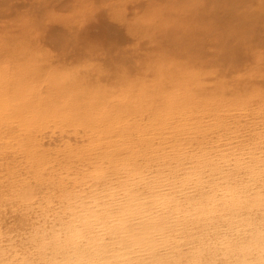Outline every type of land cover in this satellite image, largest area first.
<instances>
[{"label":"bare ground","instance_id":"obj_1","mask_svg":"<svg viewBox=\"0 0 264 264\" xmlns=\"http://www.w3.org/2000/svg\"><path fill=\"white\" fill-rule=\"evenodd\" d=\"M211 15L218 18L214 11ZM237 16L249 29L241 33L235 55L251 49V6L248 16ZM153 18H143V24L155 31L145 29L146 36L157 49L162 38L168 39L178 53L171 58L158 49L136 62L134 77L130 68L123 69L116 71L113 81L94 78L109 72L91 64L43 70L32 64L30 49L22 50V39L16 46L20 34L0 35V221L5 219L3 208L9 201L18 203V195L33 188L31 180L37 175H56L62 192L103 190L130 176L244 177L264 157V129L251 128L253 112V119L264 118V94L251 87V72H238L230 63L231 72L222 74L216 66H196L193 55L183 61L188 52L181 46L197 30L176 29L166 36L174 24ZM202 31L211 32L203 27ZM150 58L154 59L149 62ZM253 101L261 102L263 109L253 108ZM26 204L34 208L31 200ZM47 204L44 196L39 208ZM31 210L22 212L16 224L5 226L16 234L38 215ZM12 214L15 219L17 212ZM2 226L0 234L14 235Z\"/></svg>","mask_w":264,"mask_h":264},{"label":"clouds","instance_id":"obj_2","mask_svg":"<svg viewBox=\"0 0 264 264\" xmlns=\"http://www.w3.org/2000/svg\"><path fill=\"white\" fill-rule=\"evenodd\" d=\"M0 264H264V157L244 177L69 188L0 234Z\"/></svg>","mask_w":264,"mask_h":264},{"label":"rangeland","instance_id":"obj_3","mask_svg":"<svg viewBox=\"0 0 264 264\" xmlns=\"http://www.w3.org/2000/svg\"><path fill=\"white\" fill-rule=\"evenodd\" d=\"M250 6L251 49L238 50L240 53L235 55L233 50L238 47L241 33L249 29L247 25L238 23L236 18H243L237 14L248 16ZM199 8L205 13L203 16ZM212 11L218 18L208 16ZM151 16H154L153 20L158 16L159 20L174 24L166 36L176 29L197 30L181 46L188 52L187 55L183 53V61H187L188 55H193L197 57V62L192 61L196 66H216L222 74L230 73L228 65L233 63L236 71L251 72V87L264 94V0H0V35L20 34L16 46L22 45V39V50L30 49L32 64L41 66L43 70L81 68L91 64L93 68L109 72L103 76L95 74L94 78L104 77L113 81L116 71L123 69L130 68L134 77L136 62L147 60L160 51L158 49L165 50L162 52L171 58L178 53L174 46L169 47L168 39L162 38L157 49L146 36L144 30L149 28L150 32L152 27L144 25L143 18ZM202 27L209 28L210 35L203 33ZM233 30L235 35L239 34L231 35ZM157 36L159 40L161 35L158 33ZM24 46L27 48L23 49ZM251 104L255 109H263L261 102L253 101ZM256 114L253 112L251 115V128L264 129V118L253 119ZM54 170L59 172L58 168ZM31 181L35 182L33 188L19 194L18 203L13 205L9 201V205L3 208L5 219L2 217L0 224H16L22 212L31 210L27 200L34 203L31 211L36 215L41 211L39 203L44 196L50 203L57 199L51 198L54 194L62 193V184L56 175L45 178L37 175ZM44 181L50 182L49 186L36 190ZM15 211L17 217L14 219L12 212ZM5 227V231L14 234V230Z\"/></svg>","mask_w":264,"mask_h":264}]
</instances>
